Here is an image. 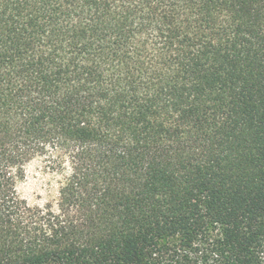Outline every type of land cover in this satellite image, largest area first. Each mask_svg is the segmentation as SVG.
<instances>
[{
  "label": "trees",
  "instance_id": "obj_1",
  "mask_svg": "<svg viewBox=\"0 0 264 264\" xmlns=\"http://www.w3.org/2000/svg\"><path fill=\"white\" fill-rule=\"evenodd\" d=\"M0 264H264V0H0Z\"/></svg>",
  "mask_w": 264,
  "mask_h": 264
},
{
  "label": "rangeland",
  "instance_id": "obj_2",
  "mask_svg": "<svg viewBox=\"0 0 264 264\" xmlns=\"http://www.w3.org/2000/svg\"><path fill=\"white\" fill-rule=\"evenodd\" d=\"M60 178V175L46 167L45 159L39 157L26 166V176L18 183V190L29 203L42 204L56 200Z\"/></svg>",
  "mask_w": 264,
  "mask_h": 264
}]
</instances>
